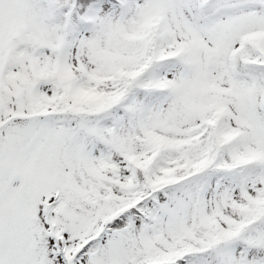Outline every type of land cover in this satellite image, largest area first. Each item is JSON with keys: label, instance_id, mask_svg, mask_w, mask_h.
<instances>
[{"label": "snow or ice", "instance_id": "1", "mask_svg": "<svg viewBox=\"0 0 264 264\" xmlns=\"http://www.w3.org/2000/svg\"><path fill=\"white\" fill-rule=\"evenodd\" d=\"M0 264H264V0H0Z\"/></svg>", "mask_w": 264, "mask_h": 264}]
</instances>
